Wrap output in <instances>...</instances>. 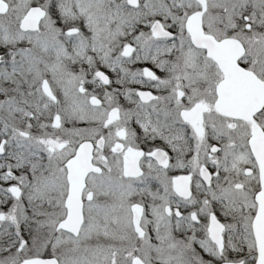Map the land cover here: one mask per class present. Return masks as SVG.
I'll return each mask as SVG.
<instances>
[{
    "label": "snow or ice",
    "instance_id": "6c2138e0",
    "mask_svg": "<svg viewBox=\"0 0 264 264\" xmlns=\"http://www.w3.org/2000/svg\"><path fill=\"white\" fill-rule=\"evenodd\" d=\"M0 264H264V0H0Z\"/></svg>",
    "mask_w": 264,
    "mask_h": 264
},
{
    "label": "flooded vegetation",
    "instance_id": "af4514ba",
    "mask_svg": "<svg viewBox=\"0 0 264 264\" xmlns=\"http://www.w3.org/2000/svg\"><path fill=\"white\" fill-rule=\"evenodd\" d=\"M144 66H146V67H152V65L150 63H148V64L135 65L134 67H144ZM154 70H156V69H154ZM156 71L158 72V74H160L159 73V70H156ZM109 74L111 75V73H109ZM177 174H179V173H177Z\"/></svg>",
    "mask_w": 264,
    "mask_h": 264
}]
</instances>
